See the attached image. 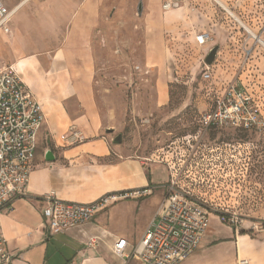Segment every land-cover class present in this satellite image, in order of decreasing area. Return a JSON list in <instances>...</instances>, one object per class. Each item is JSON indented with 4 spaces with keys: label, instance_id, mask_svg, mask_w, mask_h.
<instances>
[{
    "label": "crops",
    "instance_id": "obj_1",
    "mask_svg": "<svg viewBox=\"0 0 264 264\" xmlns=\"http://www.w3.org/2000/svg\"><path fill=\"white\" fill-rule=\"evenodd\" d=\"M25 1L11 8L16 9L15 14ZM164 1L174 2L175 7L163 11ZM99 5L100 0H83L57 48L33 54H25L22 49L15 51L11 66L39 103L45 122L38 134L26 194L15 198L9 204V211L0 217L1 232L11 255L5 264H120L111 253L113 244L124 239L129 245L127 251L135 246L155 219L162 201V186L168 180L165 168L154 164L147 169L141 156L129 154L123 139L120 145H114V137L105 134L95 102V63L91 50V33L97 26ZM198 6L208 8L204 0L145 1V61L148 67L159 70L158 108L167 106L170 101L166 73L160 69L165 60L162 46L166 34L171 35L170 40H176L179 32L188 31L193 25L204 28V22L197 17ZM189 39L195 42L194 36L190 35ZM216 62L212 69L220 68L221 62ZM249 92L264 116L263 102L251 90ZM71 126L83 136L81 143L68 145L60 139ZM230 133L229 142L245 141L243 136H247ZM223 134L210 132L205 141L209 144L224 141ZM263 141L252 137L249 143L252 145L250 181L264 189V183L258 181V174L264 173L263 156H260L263 152L259 150ZM47 151L52 154L51 162L44 159ZM154 166L163 170L164 177L160 181L154 180L151 173ZM146 188L152 190L151 194L141 195ZM157 188L160 191H156ZM49 192H54L60 201L80 204L112 193L139 195L113 204L81 228L51 235L44 227L42 215L46 208L44 195ZM240 213L244 215V210ZM245 215L249 220L264 222V204ZM244 225L248 227L250 223ZM243 230L248 231L235 230L212 214L198 249L180 264H264V233L241 234ZM93 238L97 240L96 247L87 245Z\"/></svg>",
    "mask_w": 264,
    "mask_h": 264
},
{
    "label": "built area",
    "instance_id": "obj_2",
    "mask_svg": "<svg viewBox=\"0 0 264 264\" xmlns=\"http://www.w3.org/2000/svg\"><path fill=\"white\" fill-rule=\"evenodd\" d=\"M175 7L164 1L163 11ZM16 9H8L0 0V32L9 33V22ZM199 47L207 46L210 36H194ZM205 66L203 80L210 79ZM45 117L39 103L29 92L18 73L9 65L0 68V217L9 204L26 194L29 175L34 168L38 134ZM199 129L171 141L159 149L149 161L162 165L168 180L162 186L163 197L155 219L135 246L118 239L111 248L120 264H180L199 247L209 219L216 214L219 221L235 230L247 229L264 233V222L249 220L242 209L254 212L264 204V189L248 179L251 156L250 141L207 143L208 133L233 131L264 139V116L251 92L241 84H229L214 96L211 106L201 115ZM68 145L84 138L73 126L60 137ZM146 188L141 195L148 196ZM138 193H112L87 203L60 201L54 192L44 195L46 208L44 227L51 235L78 229L91 223L97 214ZM233 202V203H232ZM216 210V212H215ZM245 223L250 226L245 227ZM96 247L97 240L89 239ZM7 250L0 226V264L8 263ZM245 264V263H241Z\"/></svg>",
    "mask_w": 264,
    "mask_h": 264
},
{
    "label": "rangeland",
    "instance_id": "obj_3",
    "mask_svg": "<svg viewBox=\"0 0 264 264\" xmlns=\"http://www.w3.org/2000/svg\"><path fill=\"white\" fill-rule=\"evenodd\" d=\"M2 1L10 9L22 2ZM145 1L100 0L97 26L91 33V50L95 63V102L105 134L113 137L120 134L129 154L141 156L149 169L148 166L154 165L149 159L159 149L198 131L201 115L227 85L241 82L264 104V47L213 0H204L208 8L197 7V17L204 22V28L193 25L188 31L179 32L176 40H170L171 35L166 34L162 46L165 60L160 69L166 73L170 101L158 108L159 70L148 67L145 61ZM220 1L264 43V0ZM82 2L29 0L17 9L9 22L10 32H0V68L13 63L17 49L33 54L57 48ZM139 2H143L140 15ZM199 33L210 36L204 49L189 39ZM215 46L218 52L212 66L219 60L220 68L209 67L210 79L203 80L204 58ZM222 132L224 141L229 142L233 131ZM252 137L243 139L250 141ZM260 146L264 161V141ZM151 173L156 181L164 177L160 166L151 168ZM251 177L249 173L248 179ZM258 181L264 183V173L258 174ZM243 210V214L248 213Z\"/></svg>",
    "mask_w": 264,
    "mask_h": 264
},
{
    "label": "water",
    "instance_id": "obj_4",
    "mask_svg": "<svg viewBox=\"0 0 264 264\" xmlns=\"http://www.w3.org/2000/svg\"><path fill=\"white\" fill-rule=\"evenodd\" d=\"M141 11H142V3L139 2L137 5V14L140 15ZM217 52H218V46H215V47H212L211 49H209L208 53L206 54V56L204 58V64L207 67L212 66V64L215 60V57L217 55ZM121 142H122V137L120 134L116 135L112 140V143L114 145H120ZM44 159L46 162H51L53 160V157H52V154L50 151L46 152Z\"/></svg>",
    "mask_w": 264,
    "mask_h": 264
},
{
    "label": "bare ground",
    "instance_id": "obj_5",
    "mask_svg": "<svg viewBox=\"0 0 264 264\" xmlns=\"http://www.w3.org/2000/svg\"><path fill=\"white\" fill-rule=\"evenodd\" d=\"M28 0H26L25 2H27ZM234 21H236L240 26H242L244 28V30L250 34V35H255L253 32H251L244 24L243 22L228 8L224 5V3H222L220 0H214ZM24 2V3H25ZM23 3V5H24ZM22 5V6H23ZM21 6V7H22ZM19 7V6H18ZM20 8V7H19ZM256 36V35H255ZM253 36V38L255 40H259L258 42H261L263 44V47H264V43L261 41V39L259 37H255Z\"/></svg>",
    "mask_w": 264,
    "mask_h": 264
},
{
    "label": "trees",
    "instance_id": "obj_6",
    "mask_svg": "<svg viewBox=\"0 0 264 264\" xmlns=\"http://www.w3.org/2000/svg\"><path fill=\"white\" fill-rule=\"evenodd\" d=\"M241 232V234H251L252 232L251 231H246V230H243V231H240Z\"/></svg>",
    "mask_w": 264,
    "mask_h": 264
}]
</instances>
